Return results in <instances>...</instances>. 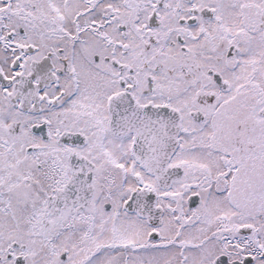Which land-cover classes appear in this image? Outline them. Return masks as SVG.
<instances>
[{
	"label": "snow or ice",
	"instance_id": "snow-or-ice-1",
	"mask_svg": "<svg viewBox=\"0 0 264 264\" xmlns=\"http://www.w3.org/2000/svg\"><path fill=\"white\" fill-rule=\"evenodd\" d=\"M0 264H264V0H0Z\"/></svg>",
	"mask_w": 264,
	"mask_h": 264
}]
</instances>
